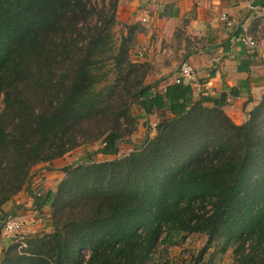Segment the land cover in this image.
<instances>
[{"label":"trees","instance_id":"trees-1","mask_svg":"<svg viewBox=\"0 0 264 264\" xmlns=\"http://www.w3.org/2000/svg\"><path fill=\"white\" fill-rule=\"evenodd\" d=\"M117 2L0 0V207L29 197L50 226L0 264H165L195 233L264 264V92L236 125L189 83H145L150 64L129 57L139 26L114 39ZM50 171L62 177L43 190Z\"/></svg>","mask_w":264,"mask_h":264},{"label":"crops","instance_id":"crops-1","mask_svg":"<svg viewBox=\"0 0 264 264\" xmlns=\"http://www.w3.org/2000/svg\"><path fill=\"white\" fill-rule=\"evenodd\" d=\"M260 7L264 0H118L116 20L121 25L139 26L133 44L136 58L132 60L150 64L145 83L172 84L176 60L186 61L195 69V78L189 83L192 98L207 99L240 125L264 92V17L258 13ZM222 14L231 21L230 26L220 20ZM143 17L145 22L140 21ZM242 33L255 40L254 48L233 42V37ZM139 50L141 57L137 56ZM152 120L153 116L140 118L135 132L146 135ZM46 173L40 187L53 190L57 182L50 187ZM24 202L21 211L35 210L32 199ZM31 216L34 219L36 214ZM32 224L34 229L39 226Z\"/></svg>","mask_w":264,"mask_h":264},{"label":"rangeland","instance_id":"rangeland-1","mask_svg":"<svg viewBox=\"0 0 264 264\" xmlns=\"http://www.w3.org/2000/svg\"><path fill=\"white\" fill-rule=\"evenodd\" d=\"M114 34V39L116 41L119 40V37L121 34H124L125 30L121 23L118 22L117 25L114 26L112 29ZM132 50V51H131ZM132 57L130 56L131 60L136 57H134V53L136 51L135 46H132L131 48ZM181 63V60H176V69L177 66ZM176 73V72H175ZM136 111V107H132V112L134 113ZM145 136V135H144ZM143 134L139 135L135 131L130 136V143L132 145H138L144 138ZM98 143L92 144V146H97ZM120 145V144H119ZM134 149L132 146L128 147H119L118 153L115 155V157H122L123 155L127 154L130 150ZM82 151H78L73 154L72 157H69V155H66L64 159L57 160L56 162L52 163L55 168H62L65 164H75L79 161V158L82 157ZM92 160H97L96 156H92ZM62 177V173L60 171L58 172H48L46 173V180L47 182H50V187L56 182H58V179ZM49 186V185H48ZM46 190V189H43ZM24 199H29V197H21L19 198V204L15 203V198L8 201L3 207H0V226L1 221L3 218H5L6 211H9L12 216H17L22 221L23 225L21 230L17 234L12 235L13 237L6 238L4 234L2 233V228L0 227V250L2 248H6L8 245H10L12 242H16L17 240L23 239L25 236H30L35 233H44L49 232L50 227L47 225L46 221L42 223H39V226L36 229L32 227V223L35 221L31 216L32 214L35 215L36 211L34 209H30L28 206L27 209H30L29 212H25V210L21 211L19 207L24 208ZM15 200V201H14ZM18 202V201H17ZM20 211V212H19ZM35 213V214H34ZM31 216V217H30ZM32 224V225H31ZM49 228V229H48ZM22 241V240H21ZM221 245L220 243L213 242L210 245H207L206 242V236L204 234L195 233V234H183L181 235V238L178 241L177 245L173 246H167L166 253L162 254V262H165V264H239L234 256V253L231 248H227L223 253L220 252Z\"/></svg>","mask_w":264,"mask_h":264},{"label":"built area","instance_id":"built-area-1","mask_svg":"<svg viewBox=\"0 0 264 264\" xmlns=\"http://www.w3.org/2000/svg\"><path fill=\"white\" fill-rule=\"evenodd\" d=\"M258 13L260 16L264 17V7H260L258 9ZM220 20L222 22H224L227 26L231 25V21L228 19V17L226 15H223V14L220 15ZM140 21L145 22L146 18L143 17L140 19ZM233 42L236 44L245 46L249 49H252L256 46L255 40H253L250 36H248L245 33L238 34V35L234 36ZM137 56L141 57L142 51L139 50L137 52ZM194 78H195V69L193 68V66L190 63L184 61V62L179 64V66L176 70L175 76L173 77L172 81L175 84L191 83V82H193ZM153 126H154V124L152 125V127ZM15 203L18 204L17 201ZM34 221H35V223L39 224V223L43 222V218L39 215H36L34 217ZM22 225H23V223L19 217H17V216L9 217V218L5 219V221L3 222L2 233L4 234V236L6 238L13 237L12 235L17 234L19 232V230H21ZM21 240H19V241L17 240L16 242H21Z\"/></svg>","mask_w":264,"mask_h":264}]
</instances>
